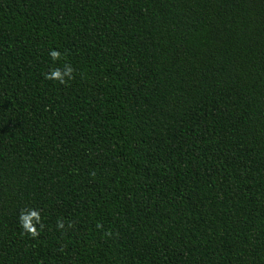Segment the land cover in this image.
Listing matches in <instances>:
<instances>
[{
    "label": "trees",
    "instance_id": "obj_1",
    "mask_svg": "<svg viewBox=\"0 0 264 264\" xmlns=\"http://www.w3.org/2000/svg\"><path fill=\"white\" fill-rule=\"evenodd\" d=\"M0 264H264V0H0Z\"/></svg>",
    "mask_w": 264,
    "mask_h": 264
}]
</instances>
